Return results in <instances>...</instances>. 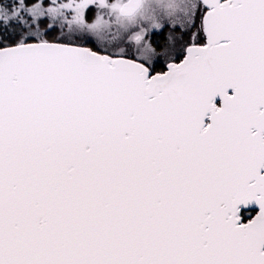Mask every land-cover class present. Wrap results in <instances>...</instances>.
Listing matches in <instances>:
<instances>
[{"label": "snow or ice", "instance_id": "6c2138e0", "mask_svg": "<svg viewBox=\"0 0 264 264\" xmlns=\"http://www.w3.org/2000/svg\"><path fill=\"white\" fill-rule=\"evenodd\" d=\"M0 264H264V0H0Z\"/></svg>", "mask_w": 264, "mask_h": 264}, {"label": "rangeland", "instance_id": "374dc122", "mask_svg": "<svg viewBox=\"0 0 264 264\" xmlns=\"http://www.w3.org/2000/svg\"><path fill=\"white\" fill-rule=\"evenodd\" d=\"M165 2L167 0H147L144 4L146 13L148 15H156V11H161Z\"/></svg>", "mask_w": 264, "mask_h": 264}, {"label": "trees", "instance_id": "16d2710c", "mask_svg": "<svg viewBox=\"0 0 264 264\" xmlns=\"http://www.w3.org/2000/svg\"><path fill=\"white\" fill-rule=\"evenodd\" d=\"M177 2H179V0H177ZM167 2H165L164 4H163V7H162V10L160 11V10H158V11H156V15H159V14H161L163 11H164V5L166 4Z\"/></svg>", "mask_w": 264, "mask_h": 264}, {"label": "flooded vegetation", "instance_id": "af4514ba", "mask_svg": "<svg viewBox=\"0 0 264 264\" xmlns=\"http://www.w3.org/2000/svg\"><path fill=\"white\" fill-rule=\"evenodd\" d=\"M146 1H147V0H144V4H145Z\"/></svg>", "mask_w": 264, "mask_h": 264}]
</instances>
